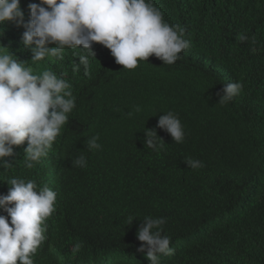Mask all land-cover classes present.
<instances>
[{"label":"trees","instance_id":"16d2710c","mask_svg":"<svg viewBox=\"0 0 264 264\" xmlns=\"http://www.w3.org/2000/svg\"><path fill=\"white\" fill-rule=\"evenodd\" d=\"M33 2L40 0H20L26 21ZM151 2L190 42L174 64L152 55L126 69L98 43L95 56L66 46L62 59L31 62L25 29L0 25V52L33 74L55 73L75 97L45 156L27 168L25 141L13 146L12 166L0 168V195L12 178L57 194L34 264H150L137 251L147 216L166 220L162 235L175 249L160 254V264H264V0ZM229 82L243 89L219 104ZM168 112L179 117L183 142L157 128ZM145 130L162 139L155 150L145 147ZM96 135L101 147L87 151L86 139ZM81 155L86 166H73ZM189 157L205 166L190 169Z\"/></svg>","mask_w":264,"mask_h":264},{"label":"clouds","instance_id":"9594fccd","mask_svg":"<svg viewBox=\"0 0 264 264\" xmlns=\"http://www.w3.org/2000/svg\"><path fill=\"white\" fill-rule=\"evenodd\" d=\"M25 20L20 0H0V25L14 22L23 27V44L32 52L31 62L46 56H61L64 48L82 46L95 56L93 44L111 51L116 63L135 69L138 61L155 55L164 64H174L179 54L190 47L185 29L165 22L163 13L151 0H40L28 5ZM243 39H247L244 37ZM255 42V38H253ZM55 45V47H49ZM87 65V56L80 57ZM13 55L0 52V168L8 169L7 159L15 155L13 146L27 141L25 166L32 168L47 154L75 108L70 84L51 71L33 74ZM243 89L241 82L224 83L219 104L230 101ZM141 109L137 106L136 111ZM131 115V113H129ZM157 128L163 129L174 142H183L185 133L173 112L160 116ZM145 147L156 149L162 140L155 130H145ZM99 136L86 139L87 151L99 149ZM190 169L203 168L202 161L191 157L184 161ZM73 166L85 167L81 155ZM7 195H0V264H34L30 258L46 239L45 220L55 211L57 194L49 187L38 188L35 181L12 178ZM9 217L10 223L9 224ZM134 219L129 217V225ZM164 218L147 216L137 232L150 264H160V254L172 255L170 237L162 235Z\"/></svg>","mask_w":264,"mask_h":264}]
</instances>
